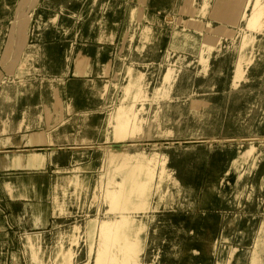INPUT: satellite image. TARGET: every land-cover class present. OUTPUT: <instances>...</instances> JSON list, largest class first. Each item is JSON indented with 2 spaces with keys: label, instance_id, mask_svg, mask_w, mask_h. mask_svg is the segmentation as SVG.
I'll list each match as a JSON object with an SVG mask.
<instances>
[{
  "label": "rangeland",
  "instance_id": "obj_1",
  "mask_svg": "<svg viewBox=\"0 0 264 264\" xmlns=\"http://www.w3.org/2000/svg\"><path fill=\"white\" fill-rule=\"evenodd\" d=\"M64 1L46 4L43 0L32 10L24 50L35 42V18L41 7L42 12H52L46 16L48 21L60 20L66 15ZM79 1L86 15L75 16V26L64 27V36H76L75 53L84 36L95 42L99 24L108 25L100 46L113 54L112 72L98 75L94 67L93 78L103 80V90L95 98L83 84L88 75L79 72L72 55L65 71L54 77L64 87L60 105L45 95L43 83L49 78L40 72L19 80L22 94L15 102L4 99L7 93L15 97V65L4 54L19 6L14 0H0V264H96L100 225L123 217L130 223L127 234L136 240L135 264H196L199 260L209 264L224 212L240 209L233 196L225 206L218 195L228 162L225 151L248 135L260 116L259 104H264L260 98L254 113L237 117L243 95L256 83L254 64H264V0H106L96 29L88 28V21L100 0ZM232 23L239 25L235 41L221 42L205 63L200 55L203 35L223 34ZM184 30L199 35L197 52L172 50V35ZM223 46L227 48L220 52ZM257 50L256 57L251 55ZM241 56L253 61L245 64L244 79L237 85L236 63ZM221 64L224 76L213 72ZM171 66L177 75L181 69L194 73V94L202 92L197 85L220 86L217 138L210 143L214 151L209 157L198 152L188 163L180 161L174 150L190 141L161 134L158 119L169 104L170 128L185 133L190 124L189 96L174 95V83L169 96L165 94L164 77ZM25 109L32 127L19 130ZM82 112L91 115L88 126L76 136ZM124 117L129 120L128 132L118 139L116 126ZM72 133L69 142L57 137ZM81 136L91 139L89 148H76ZM71 145L73 149H66ZM63 150L73 153L61 157L58 153ZM263 175L264 165L247 179L255 190L252 200L245 199L241 206L246 235L233 264H264ZM112 192L120 195L125 210L111 211ZM121 238L127 243L128 237Z\"/></svg>",
  "mask_w": 264,
  "mask_h": 264
},
{
  "label": "crops",
  "instance_id": "obj_2",
  "mask_svg": "<svg viewBox=\"0 0 264 264\" xmlns=\"http://www.w3.org/2000/svg\"><path fill=\"white\" fill-rule=\"evenodd\" d=\"M8 1L11 2L13 0H8ZM42 1L43 0H18V1L14 0L16 8L18 6H19V8H18V12H17V19H15V21L13 23V29L11 30L10 38H9V41H8V46H6L4 59H9L10 58L9 60H12V64L15 65V67H14V77L17 79V81H16V83L13 86L14 90H15V97L13 99H11L12 97L7 93V94H5L6 97L4 99L6 101H12L13 100L15 102L17 100V98L20 97V95L22 94V89H21V85L19 83V80L28 77L33 72L34 73L40 72L44 76H47L49 78L47 82L43 83V88H44L45 95L48 98H50L51 100H53L54 102H56V103H58L60 105H63V95H62V93H63L64 87H63L62 83L57 84L54 81V77L61 75L65 71V69L67 68V66L69 64V58L73 54L75 55V59H76L77 64H78L79 72H81V71L83 72L84 71V73L88 75L87 77H89L88 79H85L83 81V84L87 85V86L89 85L88 87H90V93L92 94V96H94V94H93V90H94V93H95L94 97L97 98V96L99 95L98 93L103 90L101 88V86L103 85L102 84L103 80L94 78L97 81L100 80V81H98V84L96 85V88H93V86L91 84H86V82L94 80V79H92L93 76L91 75L94 72V67H96L98 69V72H97L98 75L106 76L110 72H112V64H113L112 57H113V54L110 52V50L106 51L105 50L106 47H101L100 46L101 43L106 38V35H107V30L106 29H108V25H106V27H102L101 28V26L103 24H101V23L99 24L98 35L96 36L95 42L93 40V37L84 36L83 39H82L83 42L81 41V46L76 49V51H75L76 54H75V53L72 52V44L76 43V36L75 35L64 36L63 33H64V27H67V26H73L74 27L75 26V20L77 18H75L74 15H76V16H78V15L79 16L80 15L83 16V14L86 15L84 7L82 8V1H79V0H65L62 4H64L65 7H66L65 13H66L67 16L65 15L63 18H60V20H56L55 19V20L52 21L50 19V22L46 19V16L50 13V11L46 10V11L42 12V7H41V9L39 10V12H38V14L36 16L37 19L35 18L36 29L38 31V33L36 32V35H35V42L33 44H30L29 47L27 46V49H25V51H24V48H25L24 45L26 43V37H27V31H28L27 23L30 20L29 17L31 16V12H32L33 9L38 8L39 5L42 6ZM45 1H46L45 3L47 4L48 1H52V0H45ZM72 1L77 2V3L79 2L78 3L79 6L73 7L75 5L71 4ZM105 1L104 0H100L99 1L100 4L99 3L98 4L101 6L102 3L103 4L105 3ZM100 6H97V8L94 9V12L92 13L93 17L90 16L89 21H88V28L96 29V27H97L96 26V19L97 18H99V22H101L103 16H100V13H101ZM43 14H45V15H44V18H43L44 26L42 28V27H40V24H39L38 20L40 19V16L43 15ZM69 15L71 17H69ZM73 17L75 19H73ZM238 27H239V25H236L235 23H232L231 25L227 26L226 30L223 31V34H220V32H217V34H214L213 32H210L209 33L210 34L209 37H208V34L207 35L206 34L203 35L204 39L203 38L202 39L204 41L202 40V43H201V49L203 50V55H202V52H201V54H200L202 56L201 59L203 61H206L205 63H207L208 59L211 57V55L215 54L216 50L221 45V44L218 43L219 41H220V43L222 42V44H226L224 42L229 41V40L234 42L235 41L234 39L237 38V36H238V32H239L237 30ZM247 30H248V28H247ZM46 32H47V35H46V38H45V33ZM177 32H175V34L172 35V39L170 41V46H171L172 50L173 49L178 50V51H180V50L181 51L182 50L183 51L184 50H190V51H193V52H197L198 51V48H199V46H198L199 45L198 36L199 35L198 36L196 35L195 38L194 37L186 38V37H182V36L177 35ZM39 35H40V37H39ZM41 36H42V38H41ZM100 37H101V40L99 39ZM168 38H169V36L166 34L165 37H164V41L166 42L168 40ZM184 39H185V41H184ZM193 39H195V40H193ZM58 41L59 42L62 41L64 43V45L66 44V46H65V48H66L65 49V53H66V55H65V63H62L61 61H57V59H56V47L54 45L58 44L59 43ZM88 41L90 43H88ZM246 42H244V44H246ZM45 45H46V47H45ZM36 47H39L41 49V51L39 52L38 55H37V53H35ZM165 47H166V44L163 47V49L160 51V53H158L160 57L164 53ZM225 47L227 48V46H223L220 49V52H223ZM46 48H47V54H45V52H44V50H46ZM50 48H51V50H50ZM29 50H33L34 51L33 57L26 61L27 52ZM104 51H106L108 53V61H106V62L103 60V57H102ZM259 53H260L259 50H257V51L254 52L255 55L254 54H251V55L256 57ZM43 54H45L46 56L43 55ZM35 55H36V57H35ZM207 55H209V56H207ZM247 56L246 57H242L241 56V58H239L238 61L241 64L238 61L236 63L235 83H237V85L239 84V82H241V80L244 79V76H245L244 75L245 74V68H244L245 64L248 61L249 62L251 61L250 62V64H251L252 61H253V59L251 57L249 59V58H247ZM47 58H48V60H47ZM132 59H134V56H132ZM225 60L226 59H224L223 64L225 63ZM32 61H33V64H32ZM44 61H45V63H44ZM13 65H12V67H13ZM100 65H103V66H100ZM55 66H57V68ZM254 66H255V64H254ZM106 69H108V70H106ZM253 69L256 70V79H255L256 83H254L255 84L254 87H253V84H250L251 87L249 88V90H251L252 88H253V90L256 89V90L259 91V94H258V97H257L256 106L253 107L251 113L255 112V109H256V107L258 105V102L260 101V98H263V102H264V95H263V93H264L263 92L264 91V69L262 71L260 69H258V71H257V68H255V67H253ZM21 71H24V73L22 75L20 74ZM176 71L177 70L174 69V67H172V66L170 68L169 67L167 68V73L165 74L164 82H163L165 94H166L167 97L169 96V94H170L169 92L172 89V86H173V83H174V95L179 94L177 96H180V97H185V96L188 97L189 96L188 99L190 100L189 101L190 124L188 125V130L185 133H180V132L177 133V131L175 129H172V128L169 129L170 126L168 127V123H170V121H172V119L170 117V114H169L170 108H171V104H169L167 109H166V111H165V113H164V115H163V117L162 118L160 117L158 119V124L159 123L160 124H164L165 122H163V120L165 118H167V117L169 118V120L165 124L166 128H164V130H167V131L164 134H162V135L174 136V137L175 136H179L180 137V134H181V137H183V136L187 137L186 140L190 141V142H188L190 144L202 143L204 141L215 142L213 140L217 138L216 137V134H217V132H216V128H217L216 127V123H217V117H218L219 112H220V102H219V100H217L216 94H217V91L220 90V86L217 83H213V84H209V85L206 84V85L203 86V88H202V86L199 87V85H197V90H201L203 93L206 92V94H204L202 96L203 93L201 92L200 95L197 94V96H196V94H194V92H193L194 86H195L194 82H193L192 87H191L192 92L190 90L186 94V93H184V92H182L181 90L178 89L179 79H180L181 75L184 72H186V71L192 72V71L182 69V70H180V73H178V75H177ZM107 72H108V74H107ZM213 72H214V74H217V75L222 74L221 76H224L225 70L223 68V65L221 64L218 67V69H215ZM154 74L155 73L152 72L151 79L153 78ZM192 74L194 76L193 72H192ZM259 80L261 81L260 83H259ZM215 84L218 85V88L215 89V90L209 91L208 86H214ZM28 85H30L34 89L38 87V84L37 83L33 84V82H29ZM5 86L6 85L2 86V90L3 91L5 89ZM175 87H176V89H175ZM260 89H262L261 92H260ZM249 90L247 89V92L243 95V108H242V111L237 114V117H240V116L245 114L244 109L246 110V108L248 106V91ZM96 92H97V94H96ZM192 95H194V96H192ZM211 95H213V96H211ZM197 98H207V99H210L213 104H215V108H214V110H212L211 115L208 116L202 122H197V119L192 115L193 103H194V100L197 99ZM92 106H94V105H92ZM92 106L89 105V107H92ZM263 106H264V104L263 105L259 104L258 108L261 107L260 108V110H261ZM90 115L91 114L89 112H82L81 114H79V116H78V121L79 122L77 121L76 136L77 135L80 136L81 133L83 132V130L88 126V119H89ZM22 117L25 118V119H23ZM22 117H21V119H20V121L18 123L19 130H25V129L29 130L32 127V123H31V121L29 119L28 112H27L26 109L23 111ZM83 117H85V118H83ZM82 119L84 120V122H83ZM128 122H129V120L126 117H124L123 119H121V121H119L118 125L116 126V134H117L118 139H121V138L125 137V135L127 134L128 128H129ZM253 126L251 128V131L248 133V135L245 134L244 136H240V138L235 140V142L240 141V140H244L248 144L249 141H254V142L258 143L259 140H263L264 139V135H263L264 128H263L261 133H256L254 131V127ZM190 127H198L206 135L202 134L201 137L200 136H195V137L191 136L190 133H189ZM168 130H174L176 132V135L175 134L171 135ZM215 132H216V134L214 136ZM188 134H189V137H188ZM73 135L74 134L72 133L70 135H65V136L61 137V136H57V134H56L57 137H59L60 139H62L65 142L71 141L73 139L72 138ZM31 137H33V139H34L35 136H31ZM74 139H75V137H74ZM80 141L82 143H79V145L77 144V146H78V147H76L77 149H79L80 146H82V147L85 146L84 148H89V147H86V146L90 145V143H88V142L91 141V139L81 136ZM213 148H214V145H213ZM66 149H69V148H66ZM71 149H73V146L70 148V150ZM70 150L60 151L58 153V155H60L61 157H67L69 155L71 156L73 152L70 151ZM225 153H226V151H225ZM226 155H228V154L226 153ZM69 159L73 160V158L72 159L69 158ZM228 159H229V155H228ZM221 181H222V179H221ZM128 182H130V180H128ZM132 184H133V187L137 186L135 183H132ZM220 185H221V183L219 184V186ZM119 188H120V192H121V189L123 187L120 186ZM119 196L120 195L118 193H113V192L110 193V197L112 198V209H111L112 212L116 213L117 210L123 211V210L126 209L124 206H122V202H120V200H119L120 197ZM258 210H260L259 207H258ZM254 220H255V218H254ZM129 225H130L129 220L127 218H125V217H123L120 220L119 219H115V220L110 221V222L109 221L103 222L100 225V228H99L100 242H99V247H98V254H97L96 264H135L136 263V258H135V256H136L135 253L137 251V246H136V243H135L136 240H132L130 238V236L127 234V230L129 229ZM221 227H222V225H221ZM243 229H244V232H245V235H246V231H245L244 226H243ZM220 234H221V228H220ZM220 234H219V236H220ZM245 235H244V239H245ZM123 236L124 237H128V239H126V240H128L127 243H122L123 239L121 237H123ZM214 250H215V244H213V247H212L211 259H210L209 264H215V263L217 264V261L215 260V257H214ZM116 251H117V253H116ZM195 251L198 252V250H196V249L192 250V252L196 255ZM239 251H240V249L238 250V252ZM238 252H237V254H238ZM237 254H236V258L238 256ZM198 255H199V252H198ZM236 258H235L234 262L237 260ZM200 262H201V264H204V263H202L201 260H199L196 264H199Z\"/></svg>",
  "mask_w": 264,
  "mask_h": 264
},
{
  "label": "bare ground",
  "instance_id": "obj_3",
  "mask_svg": "<svg viewBox=\"0 0 264 264\" xmlns=\"http://www.w3.org/2000/svg\"><path fill=\"white\" fill-rule=\"evenodd\" d=\"M53 1V0H52ZM105 1V0H104ZM53 3V2H52ZM79 3V2H78ZM77 2L72 1L71 4L75 5L73 7L79 6ZM100 4V3H99ZM45 5V4H44ZM43 5V6H44ZM60 5V4H59ZM71 5V6H72ZM100 6V5H99ZM59 7V6H58ZM64 7V6H63ZM97 8V7H96ZM73 10V9H72ZM104 10V9H103ZM42 13V12H41ZM48 13V12H47ZM38 14V13H37ZM72 14V13H71ZM40 15V14H39ZM44 15L40 16L39 24L40 27L43 28V18ZM37 16V15H36ZM76 16V15H74ZM92 16V15H91ZM57 17V16H55ZM70 17V15H69ZM93 17V16H92ZM37 19V18H36ZM65 19V18H64ZM46 21V20H45ZM65 21V20H64ZM69 21V20H68ZM47 22V21H46ZM45 22V23H46ZM50 22V20H49ZM60 22V21H59ZM58 22V23H59ZM170 22V21H169ZM69 23V22H68ZM50 24V23H49ZM79 24V23H78ZM247 24V23H246ZM47 25V24H46ZM47 27V26H46ZM58 27V26H57ZM84 28V27H83ZM74 29V28H73ZM235 29V28H234ZM40 30V29H39ZM58 30V29H57ZM107 30V29H106ZM46 31V30H45ZM44 32V31H43ZM42 32V33H43ZM211 32V31H210ZM215 32V31H214ZM38 33V31H37ZM59 33V32H58ZM74 33V32H73ZM64 34V33H63ZM80 34V33H79ZM44 35V34H43ZM47 32L45 33L46 38ZM74 35V34H73ZM168 35V34H167ZM174 35V34H173ZM177 35L190 38V37H196L194 34V31H179L177 32ZM198 36V35H197ZM40 37V35H39ZM58 37V36H57ZM99 37V36H98ZM175 37V36H174ZM209 37V36H208ZM42 38V36H41ZM64 38V37H63ZM212 38V37H211ZM210 38V39H211ZM101 40V37L99 38ZM204 39V38H203ZM66 40V39H65ZM187 40V39H186ZM195 40V39H193ZM192 40V41H193ZM64 41V40H63ZM185 41V39H184ZM59 42V41H58ZM246 42V41H245ZM220 44V41L218 42ZM68 44V43H67ZM81 45V44H80ZM56 47V59L57 61H61L62 63H65V46L64 43L61 41L58 44L54 45ZM29 47V46H28ZM46 47V45H45ZM83 47V46H82ZM187 47V46H186ZM204 47V46H203ZM192 48V47H191ZM27 49V48H26ZM29 49V48H28ZM215 49V48H214ZM217 49V48H216ZM34 50V49H33ZM33 50H29L27 52L26 61L33 57ZM44 50V49H43ZM51 50V48H50ZM25 51V50H24ZM27 51V50H26ZM41 49L39 47H36L35 53L37 55ZM215 51V50H214ZM45 54H47V48L44 50ZM72 53V52H71ZM43 54V55H45ZM76 54V53H75ZM74 55V54H73ZM210 55V54H209ZM207 55V56H209ZM46 56V55H45ZM36 57V55H35ZM39 58V57H38ZM46 59V58H45ZM54 59V58H53ZM48 60V58H47ZM194 60V59H193ZM209 60V59H208ZM37 61V60H36ZM39 61V60H38ZM56 62V61H55ZM239 62V61H238ZM45 63V61H44ZM240 63V62H239ZM238 63V64H239ZM33 64V61H32ZM39 64V63H38ZM68 64V63H67ZM241 64V63H240ZM245 64V63H244ZM99 66V65H98ZM97 66V67H98ZM103 66V65H100ZM41 67V66H40ZM49 67V66H48ZM57 68V66H55ZM255 68L260 69L261 71L264 69V64H255ZM54 68V67H53ZM91 68V67H90ZM104 68V67H103ZM102 68V69H103ZM167 69V68H166ZM100 70V69H99ZM108 70V69H106ZM105 70V71H106ZM182 70V69H181ZM243 70V69H242ZM90 71V70H89ZM92 71V70H91ZM104 72V71H103ZM24 71H21L20 74L22 75ZM54 73V72H53ZM174 73V72H173ZM180 73V72H179ZM218 73V72H217ZM108 74V72H107ZM217 75V74H216ZM222 75V74H220ZM168 76V75H167ZM89 78V77H88ZM86 78V79H88ZM258 78V77H257ZM94 79V78H92ZM178 79V78H177ZM256 79V78H255ZM84 81V80H83ZM100 81V80H98ZM98 81L96 79L92 81L86 82V84H91L93 88H96V85L98 84ZM176 81V80H175ZM172 82V81H171ZM194 82V76L192 72H184L180 79L178 84V89L182 92L186 93L191 90L192 84ZM261 81L259 80V83ZM49 84V83H48ZM170 84V83H169ZM176 84V83H175ZM171 85V84H170ZM255 84H253L254 87ZM89 86V85H88ZM52 87V86H51ZM167 87V86H166ZM251 87V85H250ZM259 87V86H258ZM168 88V87H167ZM203 88V86H202ZM205 88V87H204ZM218 88V85L215 84L214 86H208L209 91L215 90ZM176 89V87H175ZM200 89V88H199ZM249 90V89H248ZM192 92V90H191ZM264 92V91H263ZM52 93V92H51ZM170 93V92H169ZM203 93V92H202ZM93 94L95 96L94 90ZM97 94V92H96ZM99 94V93H98ZM181 94V93H180ZM206 94L203 93L202 96ZM216 94V93H215ZM259 91L258 90H251L248 91V106L246 110L244 109L245 116H248L251 114L252 109L254 106H256L257 97H258ZM179 95V94H177ZM194 96V95H192ZM191 96V97H192ZM197 96V94H196ZM213 96V95H211ZM6 97V96H5ZM196 98V97H195ZM13 99V98H11ZM99 99V98H98ZM92 101V100H91ZM216 101V100H215ZM217 102V101H216ZM218 105V104H217ZM95 106V105H94ZM219 106V105H218ZM215 104L211 102L210 99L207 98H197L194 100L193 103V109H192V115L197 119V122L204 121L208 116L211 115L212 110H214ZM261 108V107H260ZM90 109V108H89ZM56 112V111H55ZM94 112V111H93ZM214 113V112H213ZM23 114V112H22ZM25 114V113H24ZM85 114V113H84ZM243 114V113H242ZM241 114V115H242ZM78 115V114H77ZM24 116V115H23ZM23 118V117H22ZM85 118V117H83ZM88 118V117H87ZM218 118V117H217ZM25 119V118H23ZM81 119V118H80ZM83 120V119H82ZM86 120V119H85ZM169 120V118H165L163 122L164 124H158L159 127H161V134H164L167 130H164L166 128L165 124ZM79 122V121H78ZM84 122V120H83ZM21 123V122H20ZM82 124V123H81ZM85 125V124H84ZM157 125V126H158ZM193 126V125H192ZM169 127V126H168ZM254 131L256 133H261L264 128V106L261 109L260 117L258 118V121L253 126ZM213 128V127H212ZM170 129V127H169ZM173 129V128H172ZM207 129V128H206ZM214 129V128H213ZM28 130V129H27ZM188 130V129H187ZM171 135L175 134L176 132L174 130H168ZM205 131V130H204ZM178 133V132H177ZM189 133L191 136H202L205 133H203L198 127H190ZM209 133V132H208ZM207 133V134H208ZM51 134V133H50ZM210 134V133H209ZM208 134V135H209ZM216 132L214 133L215 136ZM206 135V134H205ZM190 136V137H191ZM179 137V136H178ZM181 137V134H180ZM189 137V134H188ZM194 140V139H193ZM192 140V141H193ZM201 140V139H200ZM85 141V140H84ZM202 142V141H201ZM202 147H197L195 145L189 144L185 145L183 148H176L174 150V153H178L179 160L180 161H187V163L191 160L197 157L198 152H200L203 156L209 157L214 151V148L212 145H210L211 141H204L202 142ZM85 147V146H84ZM185 148V149H184ZM70 149V148H69ZM226 153L229 155L228 162L223 166V173H222V183L218 187V195L221 200V204L225 203V206H227L228 202H226L231 196L236 199L235 206L240 208L238 212H224V222L221 227V234L219 237L215 239V250H214V257L217 261V264H232L236 258V254L238 250L240 249L241 244L244 241V229L242 226L243 220L241 215V206L244 207V201L245 199L252 200L253 193L255 188L252 186V188L248 185V178H252L257 171H260L262 165H264V140H259L258 143L254 141H249L247 144L244 140L237 141L235 143L230 144L226 150ZM71 154V153H70ZM255 158V159H253ZM70 160V159H69ZM260 190L262 193H264V175L261 178L260 183ZM263 200H259L258 207L261 208ZM247 207V206H246ZM196 256L198 255V252L195 251ZM130 256V255H129ZM136 257V256H135ZM130 259V258H129ZM132 259V258H131ZM130 262V261H129ZM201 264V262L199 263ZM216 264V263H215Z\"/></svg>",
  "mask_w": 264,
  "mask_h": 264
}]
</instances>
